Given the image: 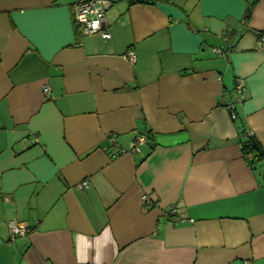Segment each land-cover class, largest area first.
Here are the masks:
<instances>
[{
    "label": "crops",
    "instance_id": "obj_1",
    "mask_svg": "<svg viewBox=\"0 0 264 264\" xmlns=\"http://www.w3.org/2000/svg\"><path fill=\"white\" fill-rule=\"evenodd\" d=\"M77 1L0 0V264H264V0Z\"/></svg>",
    "mask_w": 264,
    "mask_h": 264
},
{
    "label": "built area",
    "instance_id": "obj_2",
    "mask_svg": "<svg viewBox=\"0 0 264 264\" xmlns=\"http://www.w3.org/2000/svg\"><path fill=\"white\" fill-rule=\"evenodd\" d=\"M138 1H146V0H138ZM113 2L112 0H79L73 5V18L75 21V24L80 27V31L83 35H96L99 34L101 37L105 40H109L111 38V35L104 31L105 27V16L106 12L109 10V8L112 6ZM260 49L264 50V37L260 39ZM215 54L217 55H226L225 52L219 49L213 50ZM126 58L131 62H136V55L135 53L130 50L126 54ZM45 95L48 97L50 94V89L45 88L44 89ZM235 92L238 96V99H241V96L244 93V87L240 84H237L235 87ZM233 118H235L233 116ZM147 141V137L143 135H139L136 137L135 140V149L133 151H139V146L142 144H145ZM112 143L114 146H117L112 140ZM120 154L125 153L124 150H119ZM82 188L86 189L88 187L87 182L82 183ZM142 202L145 205L152 206L153 203L151 199L144 195L142 197ZM176 215V208H171L168 213V218H174ZM10 234L11 238L13 240H16L18 238L26 237L30 231L31 227L28 223L25 222H16L12 221L10 223ZM245 264H251L250 261H245Z\"/></svg>",
    "mask_w": 264,
    "mask_h": 264
},
{
    "label": "trees",
    "instance_id": "obj_3",
    "mask_svg": "<svg viewBox=\"0 0 264 264\" xmlns=\"http://www.w3.org/2000/svg\"><path fill=\"white\" fill-rule=\"evenodd\" d=\"M132 2L138 3H147L154 0H146V1H138L131 0ZM156 1V0H155ZM257 0L248 8L246 19L248 20L252 11L254 4H256ZM242 152L246 158H250V164L254 165L255 163H259L264 160V146L260 144V142L254 136H247L246 139L242 142Z\"/></svg>",
    "mask_w": 264,
    "mask_h": 264
}]
</instances>
